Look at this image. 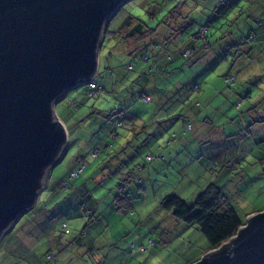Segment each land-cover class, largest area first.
<instances>
[{
  "label": "rangeland",
  "instance_id": "rangeland-1",
  "mask_svg": "<svg viewBox=\"0 0 264 264\" xmlns=\"http://www.w3.org/2000/svg\"><path fill=\"white\" fill-rule=\"evenodd\" d=\"M176 3L127 0L108 22V29L115 30L129 13L148 27H156ZM241 4L248 8L244 21L232 25L231 15L242 6L229 8L207 37L215 41L227 32L230 37L216 48L201 51L203 54L192 62L179 56L175 48L194 45L189 35L197 32L208 16L197 4L175 8L183 14L190 8L194 22L180 41L171 43L167 74H149L150 86L164 90L161 107L155 106L153 95L150 103L137 96L134 79L142 72L148 74L150 63L142 62L138 52L129 55L134 49L131 43L121 46L109 36L104 40L96 71L103 90L88 96L87 85H79L54 106L56 117L65 124L67 143L36 205L44 203L45 211L53 217L42 216L35 206L23 214L0 240V264L195 263L203 257L207 240L197 225L185 223L161 207L168 194L191 204L199 194L215 187L223 195L222 208L232 207L241 222L264 213V0ZM251 11L258 19L247 17ZM248 35H254V40L247 41ZM166 37L159 32L157 43ZM236 41L244 43L240 49L250 51L238 59L232 57L235 50L224 47ZM130 62L133 69L126 71ZM225 75L235 80L228 83ZM195 82L201 85L200 90L193 88ZM170 100H176L171 108ZM121 108L127 109L121 118L124 126L117 131L126 135L131 146L113 157L117 149L105 146L109 142L106 131L115 118L110 121L104 116ZM165 114L174 118L166 119ZM187 118L192 126L183 133ZM155 119L163 120L160 124ZM134 121L136 126L146 123L152 127L148 131L130 130ZM173 133L177 136L167 144ZM111 142L116 148L117 141ZM93 147L101 150L96 158L90 154ZM162 148L164 159H145L148 152L156 157ZM79 160L85 165L84 172L68 181V189L59 188V181ZM126 178H130L126 182L128 207L117 210V184L125 183ZM76 185L80 188L75 189Z\"/></svg>",
  "mask_w": 264,
  "mask_h": 264
},
{
  "label": "water",
  "instance_id": "water-1",
  "mask_svg": "<svg viewBox=\"0 0 264 264\" xmlns=\"http://www.w3.org/2000/svg\"><path fill=\"white\" fill-rule=\"evenodd\" d=\"M122 2L0 0V240L60 161L67 130L54 106L96 75L105 25ZM248 219L230 252L193 264H264V213Z\"/></svg>",
  "mask_w": 264,
  "mask_h": 264
},
{
  "label": "trees",
  "instance_id": "trees-1",
  "mask_svg": "<svg viewBox=\"0 0 264 264\" xmlns=\"http://www.w3.org/2000/svg\"><path fill=\"white\" fill-rule=\"evenodd\" d=\"M127 0H123V2L119 5H123ZM177 3L174 7L168 10V12L162 16L160 21L158 22V25L156 27H148L144 22H142L138 17L128 14L124 17V19L120 22V24L116 27L115 30L110 31L108 29V22L110 19L114 16V14L111 16L109 21H107L105 25V33L103 35V40L108 39L109 35L111 36V39H115V41L119 42L121 46L127 43H131L134 45V53L129 52V55L133 56L135 53H139L140 60L144 63H150L147 67V73L142 72L140 73L136 79H134V82L138 85V93L137 96L142 100L144 103H150L152 102L151 95L155 97L156 107H161V100L164 97V90L159 89L157 87H154L153 85L150 86L151 78H149V74H157L161 73L167 74V66L166 64L172 59L169 47L171 46V43L176 42L177 40H181V35L185 30H188L190 26H192L194 19L190 15V8L193 7L194 4H197L201 8V12L205 13L208 18L207 21L200 26L199 30L197 32L190 33L189 37L194 40V45L186 46L184 49H178L177 46L175 50L178 52L179 56H182L183 58H186L187 61L192 62L196 58H198L201 54H203L205 51L216 48L219 43L222 41L224 42V39H226L228 36L230 37V32L223 33L219 39H216L215 41L208 40V33L212 26H215V22L218 20V17L223 15L229 8H233L234 6L241 5V9L238 10V12H234L230 19L231 24H235L236 22H242L245 19V11L248 10L245 9V5L241 4V2H245L247 0H176ZM189 6L188 10L186 9L185 13L179 12L177 7L179 6ZM260 6V5H258ZM259 11H262V6L257 7ZM253 11L249 12L247 17L253 19H258V17H253ZM244 15V18L242 19ZM228 19V18H227ZM215 30V28H214ZM163 32V34H166L168 36L167 39H164L163 43H157L156 36L159 32ZM213 33H215L213 31ZM170 35V37H169ZM171 38V40H170ZM254 35H248L247 41L254 40ZM246 39V38H245ZM235 41V40H234ZM159 42V41H158ZM200 42V43H199ZM226 43V42H225ZM101 44V45H102ZM244 44L243 42H233L230 44H224L225 50H235L236 52L233 53L232 57L237 59L241 57L243 54L247 55L250 51H246L247 48L241 47L240 45ZM168 48V50L166 49ZM172 48V47H171ZM203 53H200V52ZM151 61V62H150ZM126 71L132 70L133 65L132 63H128L125 65ZM96 75L94 76V87H90L89 84H86L89 93L88 96H93V91L97 90H103V87L98 86ZM224 80L228 83L233 82L235 79L231 78V76L225 75ZM193 88L196 90H200L201 85L197 82L194 83ZM173 97V96H171ZM167 99V98H166ZM171 104L169 108H171L176 100H170ZM168 102V101H167ZM158 104V105H157ZM167 104V103H166ZM165 105V103H164ZM196 105H198V102H196ZM164 110L168 107L164 106ZM127 108H121L119 110H112L108 112L106 119L112 121L113 117L115 118L111 124V126L107 129L106 134L109 137V142L106 143L105 148H110L111 150H116L114 153V156H118L119 153L122 151H125L127 148L131 146V142L127 139H125V134L120 136V133L117 131L119 128H122L124 126L123 116L125 115V110ZM174 110H171V113H173ZM166 113V112H165ZM170 114V113H169ZM165 114L166 119H170L173 116L172 115ZM155 115V114H154ZM153 116V115H151ZM194 116V115H193ZM174 118V117H173ZM163 120V119H162ZM162 120H154L155 122H160ZM162 122H160L161 124ZM187 124H190V127H187ZM151 125H147L146 123L141 124L139 126H136L135 121L133 126H131L130 130H136L141 129V131H148V128ZM192 123L190 119H186L184 121L182 132L184 133L188 128H191ZM152 127V126H151ZM160 129V126H159ZM132 134V133H130ZM177 136V134L173 133V135L170 136V139L167 140V144H169L171 139H174ZM111 141H117L116 148L115 145ZM98 151L96 156H93L94 151ZM163 148L159 153H155L156 157L151 154V152H148V156L151 158H148V156L145 158L147 161L149 160H155L157 158L164 159L163 155ZM90 154L92 157L96 158L101 154V150L98 147H93L90 149ZM112 155V154H111ZM149 159V160H148ZM83 166L82 171L75 177H72L71 179L68 178L69 175L73 170H75L79 166ZM119 166V164H117ZM85 165L83 164L82 160H79L73 167L69 169V171L66 173V176L59 181V188L66 190L69 188V182L76 178H78L83 172H84ZM138 172L140 174L141 168L138 166ZM138 175V173H137ZM139 176V175H138ZM130 178L124 179L125 183H118L117 184V191L116 196L114 199L115 208L117 210L124 209L128 207L127 200H129V193L126 191V182L129 181ZM141 181V179H138ZM48 178L45 182V187H48ZM139 187L143 188V185H140ZM75 189H79L77 185L74 187ZM81 193V191H79ZM222 200L223 195L221 191L215 187L208 188L203 193L199 194L193 203L189 204L180 197L176 196L175 194H168L165 195L160 205L163 209L167 211H171L173 215L178 218L179 220L188 223V224H195L198 226L199 230L205 237L208 243V247L205 250L204 255L211 256L214 252H230L232 247L234 246L236 240L238 239L240 235V228L243 226H247L250 223L251 219H248V222L246 223L241 222L238 215L236 214L235 210L230 207L226 206L222 208ZM38 203V202H37ZM36 203V205H37ZM34 207V209L38 206ZM44 203H42V206L37 207L36 211L43 212L42 216H46L50 214L49 210L44 209ZM59 205H56L55 209H58ZM83 210H86L85 206L81 207ZM52 213L48 216V219L52 218ZM62 227L66 228V224L62 222ZM133 246V245H132ZM140 250H143V246L140 247ZM199 261V260H198ZM197 262V261H196ZM195 262V263H196ZM193 264V263H192Z\"/></svg>",
  "mask_w": 264,
  "mask_h": 264
},
{
  "label": "built area",
  "instance_id": "built-area-1",
  "mask_svg": "<svg viewBox=\"0 0 264 264\" xmlns=\"http://www.w3.org/2000/svg\"><path fill=\"white\" fill-rule=\"evenodd\" d=\"M109 37H111L110 35H109ZM89 84V86L90 87H94V79H92V81L90 82V83H88ZM187 127H190V124H187ZM97 150L96 151H94V154H93V156H96V154H97ZM148 158H151L150 156H148ZM82 169H83V166L81 165V166H79V167H77L75 170H73L72 172H71V174L69 175V177L68 178H72V177H75V176H77L81 171H82Z\"/></svg>",
  "mask_w": 264,
  "mask_h": 264
}]
</instances>
